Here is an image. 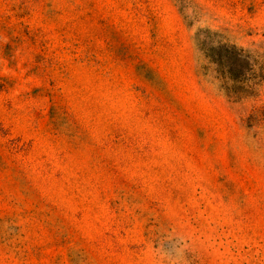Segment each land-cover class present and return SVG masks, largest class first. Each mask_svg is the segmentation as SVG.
Wrapping results in <instances>:
<instances>
[{
	"label": "rangeland",
	"instance_id": "rangeland-1",
	"mask_svg": "<svg viewBox=\"0 0 264 264\" xmlns=\"http://www.w3.org/2000/svg\"><path fill=\"white\" fill-rule=\"evenodd\" d=\"M0 264H264V0H0Z\"/></svg>",
	"mask_w": 264,
	"mask_h": 264
},
{
	"label": "trees",
	"instance_id": "trees-1",
	"mask_svg": "<svg viewBox=\"0 0 264 264\" xmlns=\"http://www.w3.org/2000/svg\"><path fill=\"white\" fill-rule=\"evenodd\" d=\"M220 48V47H219ZM215 49H216V47H215ZM213 59V58H212ZM213 62H215V63H217L215 60H213ZM218 64H219V62H218ZM225 73H226V77L227 78H229V76H227V74L228 73H230L229 72V70H226L225 69ZM231 77V76H230ZM242 82V84H243V91L245 92V93H247V94H251L253 91H254V89H255V87H256V82H252V81H254V80H248L250 83H248V82H245V81H247V80H241Z\"/></svg>",
	"mask_w": 264,
	"mask_h": 264
}]
</instances>
